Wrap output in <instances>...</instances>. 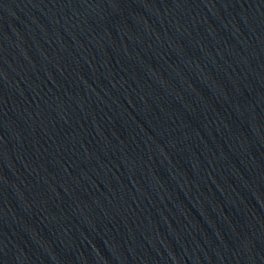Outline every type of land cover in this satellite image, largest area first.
Returning <instances> with one entry per match:
<instances>
[{"label": "water", "instance_id": "95a60500", "mask_svg": "<svg viewBox=\"0 0 264 264\" xmlns=\"http://www.w3.org/2000/svg\"><path fill=\"white\" fill-rule=\"evenodd\" d=\"M0 264H264V0H0Z\"/></svg>", "mask_w": 264, "mask_h": 264}]
</instances>
